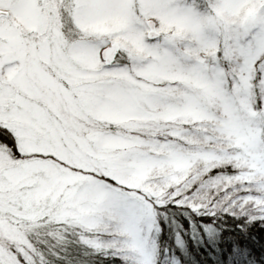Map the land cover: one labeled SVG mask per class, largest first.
<instances>
[{"label":"snow or ice","instance_id":"snow-or-ice-1","mask_svg":"<svg viewBox=\"0 0 264 264\" xmlns=\"http://www.w3.org/2000/svg\"><path fill=\"white\" fill-rule=\"evenodd\" d=\"M170 211L264 221V0H0V264H155Z\"/></svg>","mask_w":264,"mask_h":264},{"label":"trees","instance_id":"trees-1","mask_svg":"<svg viewBox=\"0 0 264 264\" xmlns=\"http://www.w3.org/2000/svg\"><path fill=\"white\" fill-rule=\"evenodd\" d=\"M156 264H264V221L170 211L158 220ZM177 237L181 239L179 245Z\"/></svg>","mask_w":264,"mask_h":264},{"label":"rangeland","instance_id":"rangeland-1","mask_svg":"<svg viewBox=\"0 0 264 264\" xmlns=\"http://www.w3.org/2000/svg\"><path fill=\"white\" fill-rule=\"evenodd\" d=\"M157 227H158L159 230H158V231H155V230H154V231L152 232V234H151V237H150V244L154 246V248H155V253H156V248H157L158 235H159V231H160V228H159L158 224H157ZM176 242L178 243V245H179L180 243H182V242H181V239H180L179 237H177ZM155 264H156V261H155ZM167 264H177V262H175L174 260H171V262H169V263H167Z\"/></svg>","mask_w":264,"mask_h":264}]
</instances>
